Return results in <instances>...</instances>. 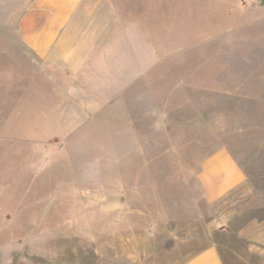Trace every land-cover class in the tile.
<instances>
[{
  "label": "rangeland",
  "instance_id": "374dc122",
  "mask_svg": "<svg viewBox=\"0 0 264 264\" xmlns=\"http://www.w3.org/2000/svg\"><path fill=\"white\" fill-rule=\"evenodd\" d=\"M108 1L126 44L97 91L28 61L0 0V264H186L209 243L264 264V0ZM220 148L245 180L210 206L195 176Z\"/></svg>",
  "mask_w": 264,
  "mask_h": 264
},
{
  "label": "crops",
  "instance_id": "0c3cea01",
  "mask_svg": "<svg viewBox=\"0 0 264 264\" xmlns=\"http://www.w3.org/2000/svg\"><path fill=\"white\" fill-rule=\"evenodd\" d=\"M120 19L108 0H20L17 39H7L28 52L32 64L39 58L50 70L63 68L68 76L104 91L112 86L106 78L114 75L112 60L116 57L120 67L123 58L124 38L110 34L113 23ZM137 99L144 102V96ZM195 177L201 199L210 206L240 188L245 180L242 167L224 148L206 157ZM186 264L223 262L217 246L209 243Z\"/></svg>",
  "mask_w": 264,
  "mask_h": 264
}]
</instances>
